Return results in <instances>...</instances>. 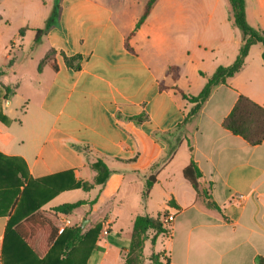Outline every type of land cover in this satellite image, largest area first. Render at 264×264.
<instances>
[{
	"label": "crops",
	"instance_id": "obj_1",
	"mask_svg": "<svg viewBox=\"0 0 264 264\" xmlns=\"http://www.w3.org/2000/svg\"><path fill=\"white\" fill-rule=\"evenodd\" d=\"M245 1L248 23L264 31V0ZM0 4V154L26 166L32 179L67 174L63 183L93 184L94 164L110 171L103 185L63 191L38 211L48 216L81 191V200L95 201L56 217L59 228L66 221V227L88 224L87 230L102 224L86 264H124L135 219L166 212L174 217L170 235L153 245L149 234L146 264L160 252L167 264H256L264 258V142L252 146L222 125L240 96L264 107V46H252L241 71L186 124L193 105L172 88L197 96L207 82L202 73L211 76L237 59L243 38L229 0L228 12L223 0H158L137 30L143 0H61L55 25L38 44L45 51L30 59L29 69L11 60L17 47L12 32L36 39L54 0ZM141 6V16L130 15ZM172 67L179 69L175 83ZM192 160L203 174L199 192L183 175ZM151 177L155 183L144 198ZM204 192L220 210L207 207ZM6 194L0 190V264L17 202ZM236 194L244 199L236 201ZM39 242L33 249L43 259ZM80 257L73 251V264Z\"/></svg>",
	"mask_w": 264,
	"mask_h": 264
},
{
	"label": "trees",
	"instance_id": "obj_2",
	"mask_svg": "<svg viewBox=\"0 0 264 264\" xmlns=\"http://www.w3.org/2000/svg\"><path fill=\"white\" fill-rule=\"evenodd\" d=\"M157 1H148L135 30L144 24ZM55 2V8L47 20L46 26L41 30H37L35 44H38L42 36L56 23V17L61 8V0H55ZM229 2L231 5V19L234 26L241 31L243 38L239 55L233 64L218 67L211 76L202 73L207 82L201 93L197 96L188 95L175 85L172 87L193 105L184 120V124L199 116L203 106L218 86L227 84L230 78L241 71L252 46L256 44L264 46V31L254 28L248 23L246 1L229 0ZM51 55L53 56V52ZM47 61H49V57L41 62L39 70L42 69ZM66 62L71 64L70 60H66ZM4 73V70H0V76ZM168 75H172V80L175 83L179 78V69L177 67L170 68ZM160 88L163 90L166 87L161 84ZM6 91L8 93V88H6ZM0 120H5L1 114V110ZM222 125L224 129L230 131L235 136L243 138L250 145H260L264 142V107L245 96H240ZM157 135L160 136L161 134ZM93 169L97 172L93 184L87 182L72 185L63 183L62 178L67 174L44 179H32L26 166L0 154V190L7 191L6 197H10L11 200L12 194L17 199L15 203L16 208L10 218L4 241L3 264H73L72 254L75 250L81 255L79 264H86L92 251L97 249L95 245L99 238L102 224L97 223L89 230L85 228L84 230L81 225L66 227L60 234L59 222L56 217L58 215H68L86 204L93 205L95 201L87 202L79 200L74 203L59 205L51 208L50 215L48 216H43L38 211L63 191L76 187L89 191L94 186L103 185L110 174L109 169L102 162L94 164ZM183 175L194 189L199 192L203 174L194 160L184 170ZM154 183L155 179L153 177L148 179L144 198L147 197ZM204 197L208 208L220 210L215 200L208 196L207 192H204ZM170 205L175 206L174 200L170 201ZM168 215V212H166V216ZM150 233L153 234L151 242L155 245L158 237L161 235L169 236L170 230L164 227L160 216L157 218L147 215L138 216L134 221L124 264H146L144 250L146 242L150 239ZM37 240H40L39 249L42 254L47 253L43 259H40L33 249L34 242ZM163 257L164 254L161 252L157 254L153 253L149 258V264H167L163 262ZM256 264H264V258L258 257Z\"/></svg>",
	"mask_w": 264,
	"mask_h": 264
},
{
	"label": "rangeland",
	"instance_id": "obj_3",
	"mask_svg": "<svg viewBox=\"0 0 264 264\" xmlns=\"http://www.w3.org/2000/svg\"><path fill=\"white\" fill-rule=\"evenodd\" d=\"M147 2H148V0H143V3H144L143 5H146ZM223 2H224L225 10L228 12V9H229V7H228V0H223ZM55 4H56V2L54 0V4L52 6V12H53V10L55 8ZM1 9H2V5L0 4V11H1ZM143 9H144L143 6H141L139 8L138 7H134L131 10L130 15L131 16L132 15L133 16L134 15L141 16L142 13H143ZM237 30L241 33V31L239 29H237ZM241 35H242V33H241ZM13 39H16V41H17L16 46L17 47L16 48L12 47V58H11V60H13L14 62L17 61V63L19 65H25V69L32 68V63H31L30 59L33 58V57L34 58L40 57L44 53V51H45V46L44 45H38L40 42L38 44H35V35H28L27 34L26 36L24 35L23 37H20L19 34H17L16 32H12V41H13ZM31 45L33 47H35V46L38 45L37 46V50H36L35 53H32L30 51ZM27 55H29L28 56L29 58L27 57ZM3 61H4V57H1L0 58V63H2ZM9 61L10 60H5L4 63L7 64V63H9ZM83 197H86V194H84L81 191V194L80 195H76L74 198H69V199L66 200V202L67 203L76 202L78 200L83 199ZM77 214L78 213H75V215H72V218L75 219L76 216H77ZM78 224H80V222H78ZM86 227H88V224H85L84 225V228L87 230ZM126 237H128V236L123 235V238L124 239ZM165 237H167V236H165ZM159 247L162 248L161 245ZM151 253H152L151 243L149 241H147V245H146V249H145V256H149ZM94 255L96 257H98V256L101 257L102 253L96 252V253H94ZM145 261H146V258H145ZM95 264H97V263H95Z\"/></svg>",
	"mask_w": 264,
	"mask_h": 264
},
{
	"label": "built area",
	"instance_id": "obj_4",
	"mask_svg": "<svg viewBox=\"0 0 264 264\" xmlns=\"http://www.w3.org/2000/svg\"><path fill=\"white\" fill-rule=\"evenodd\" d=\"M233 199H235L236 201H242L243 199H244V196L243 195H240V194H236V195H234V198ZM161 220H162V223H163V225H164V227L165 228H170V226H171V223L174 221V217L173 216H170V215H168V216H164L163 218H161ZM69 224V222L68 221H66L65 222V225L67 226ZM65 225H63L60 229H59V233L61 234L63 231H64V229L66 228V226Z\"/></svg>",
	"mask_w": 264,
	"mask_h": 264
}]
</instances>
